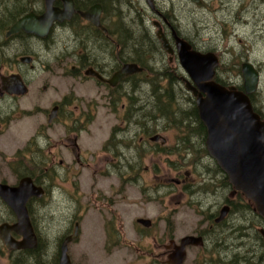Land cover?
I'll use <instances>...</instances> for the list:
<instances>
[{
    "label": "flooded vegetation",
    "instance_id": "af4514ba",
    "mask_svg": "<svg viewBox=\"0 0 264 264\" xmlns=\"http://www.w3.org/2000/svg\"><path fill=\"white\" fill-rule=\"evenodd\" d=\"M155 1L152 0L154 8L150 9L158 18L152 21L153 27L154 22L161 25L173 49L170 60L168 56V63L176 65L173 70H181L171 36L172 29L169 27L174 25L164 19L167 17L166 13L158 9ZM96 5H99V18L98 23H93L85 19L82 13ZM50 6L54 13L70 10L71 15L69 18L52 19L46 29L35 33L29 30L31 26L28 24L25 25L26 28L17 29V23L30 14L34 17L45 15L46 0H0V182L16 186L20 179L29 177L36 186L43 189L41 197L32 196L26 202L32 225L35 224L32 208H35L47 195L51 197L54 194L52 189L50 191L51 184L66 177L65 167L70 169L72 162H67L65 155L72 158L79 166L90 163L85 162L86 157L79 146L80 134L86 131L84 127H76L77 123L73 121L71 130L57 134L49 133V128L61 122L63 115H71L75 110L74 114H78V117H87L92 122L93 116L104 109L111 115L123 116L121 124L111 126L101 149L124 148L127 150V164L135 157L141 158L139 148L144 150L145 143L153 145L149 148L151 153L161 145L162 138L166 144V138L156 133L161 126L159 123L155 127V133L149 135L135 118L143 111V101H140L144 93L143 84L150 83V77L144 74V67L147 65L151 68V66L140 61L155 62L156 58L147 57L141 51L136 55H128V51L131 52L130 48L133 53L139 47L128 46L126 42L127 37H132L131 31L122 23V16L127 14L123 11L114 12L111 0H52ZM173 30L178 37L184 38L175 26ZM152 35L153 38L149 43H156V47L161 48L155 32ZM186 41L193 49L205 52L196 48L187 39ZM140 43L144 44L142 38ZM163 54L167 53L163 51ZM216 55L218 56L217 53ZM129 63H135L142 70L133 72L113 84V75L123 65ZM217 77L215 70L214 81H217ZM52 78H67L78 82L79 85H88L95 94L85 97L77 94L73 89L66 92L63 89H54ZM179 78L184 82L186 91L195 102L192 92L186 88L185 81L189 79L187 74ZM52 90H55L56 95H61L55 100L51 98L45 101L44 96ZM33 96L34 100L25 102ZM252 96L250 95V100L253 104ZM73 102L79 105L74 104L73 109H70L69 106ZM17 116H43L46 125L34 127L26 140L21 143V140L18 141L19 133L10 130L13 119ZM155 134H159L161 138L151 141V137ZM2 137H8L11 140L10 144L15 145L9 157L5 155V149L8 147L7 144L2 143ZM91 158L94 159V156L91 155ZM206 165L207 161L204 158V185L208 184L209 179ZM179 170L182 168L177 171ZM107 171L108 168L105 172ZM126 171L128 172V169ZM177 175L174 180L177 184H181L184 177L180 173ZM10 180L13 182L8 183L7 181ZM216 184L218 186L213 190L204 189V205L210 207V202L213 201L215 203L213 209L204 208V224H194L188 234L179 237L175 232L162 233L159 224H153L152 219L147 218L150 224L137 221L144 217L135 218L132 231L123 224L117 227L112 221H105L104 250L111 254L121 246L120 249L126 250L127 254V258H123L124 264H169L168 258L175 251L173 245H179L184 236L191 235L200 237L202 244L187 245L182 264H217V260L218 264H264V218L258 214L251 201L233 189L224 173H217ZM222 185L227 188L224 189ZM210 198L213 200L210 201ZM0 205L6 211L5 216L0 215V220L10 224L16 222L14 212L1 197ZM224 206L229 210L223 219L218 220L220 210ZM234 224L244 225L247 228L242 234L236 230ZM76 225L78 229V224H74V227ZM34 231L38 237L35 227ZM12 235L17 239L20 238L13 232ZM78 235L77 232V237L72 242L78 238ZM226 240H230L233 244L229 245ZM212 248L219 252L217 260L209 258V251ZM229 248L234 252H228ZM59 256L60 253L54 254V264H58ZM246 258L250 263H246Z\"/></svg>",
    "mask_w": 264,
    "mask_h": 264
},
{
    "label": "rangeland",
    "instance_id": "374dc122",
    "mask_svg": "<svg viewBox=\"0 0 264 264\" xmlns=\"http://www.w3.org/2000/svg\"><path fill=\"white\" fill-rule=\"evenodd\" d=\"M156 1L158 9L169 15V21L175 24L181 36L196 48L218 54L220 62L216 71L226 85L242 86L240 71L242 62L248 61L256 67L260 79L257 90L252 94L253 104L264 115V0H200V3L191 0ZM117 2L111 0L113 11H123L127 14L122 16V23L131 31L130 35H133L127 37L126 42L128 46L139 47L133 53L130 48L131 52L128 51V55H136L141 51L147 57L156 58L155 62L152 60L146 62L151 68L146 65L149 70L144 74L150 77V83L143 84L144 93L140 97V101H143V111L135 118L149 135L155 133L158 123L161 125L156 133L166 138V144L162 145L165 152H161L159 145L154 153H151L149 148L153 145L145 143L144 150L139 148L141 158L135 157L127 164V150L124 148L112 147L111 150H102L101 145L109 135L111 126L121 124L123 117L111 115L104 109L93 116L92 122L87 117L83 118L81 115L78 117L74 110L71 115H63L61 122L53 124L49 128L50 134L71 130L73 121L77 123L76 127L85 128L86 131L80 134L79 146L86 157L85 162L90 163L79 166L65 155L67 162H72L70 169L65 167L66 177L54 181L50 188L54 194L51 197L47 195L32 208L35 221L33 226L37 229L41 241L48 242L50 262L59 248L58 239L73 233L74 224H78L79 235L68 245L72 264H124L127 254L126 250L120 249L121 246L111 254L104 250L105 221H112L117 227L123 224L132 231L135 218L144 217L152 219L153 224H159L162 233L175 232L179 237L188 234L194 224H204V208L207 207L204 205V189L217 188V173H223L216 162L208 156L200 137L194 134L197 133L194 130L195 123L188 119L191 116L194 99L186 91L184 82L180 81L179 77L186 75L184 70L182 68L173 70L176 65L168 63V54H163L160 46L156 47V43H149L156 30L152 21L158 18L145 0ZM141 38L144 44L140 43ZM220 66H226L227 69L222 70ZM160 72L164 76L160 75ZM51 81L54 89H63L65 92L73 89L85 97L95 94L90 86L79 85L71 79L52 78ZM154 83L157 84L156 88L153 87ZM167 83H172L170 95L174 99V104L170 109L171 113L166 115L159 109L151 107L155 105L152 98L156 95L152 90L159 89L160 84ZM60 95H56L55 90H52L44 96V100L51 98L55 100ZM30 100H34V96L25 102L28 103ZM74 104L79 105L73 102L69 106L70 109H73ZM145 108L154 115V120L143 118ZM11 125L10 130L18 132V141L21 140L23 143L34 127L46 124L43 116H17ZM1 141L7 144L5 155L9 157L15 145L10 144L11 140L8 137H2ZM204 158L209 174L206 185ZM181 168L182 170L177 171ZM178 173L184 177L181 184L174 180ZM222 187L227 188L225 185ZM211 200L213 198H210ZM214 204L211 201V206L207 208L212 210ZM0 215H6L1 205ZM2 222L4 221L0 220V224ZM234 225L241 227L236 230L242 234L247 228L240 224ZM226 241L229 245L233 244L230 240ZM0 248L2 249L0 264H10L7 249L1 240ZM228 252L233 253L234 250L229 248ZM218 253L212 248L209 251V258L217 260Z\"/></svg>",
    "mask_w": 264,
    "mask_h": 264
},
{
    "label": "water",
    "instance_id": "95a60500",
    "mask_svg": "<svg viewBox=\"0 0 264 264\" xmlns=\"http://www.w3.org/2000/svg\"><path fill=\"white\" fill-rule=\"evenodd\" d=\"M145 1L150 9L154 8L152 0ZM191 1L200 2V0ZM46 3L45 15L40 17L27 15L17 23V29L26 28L25 25L28 24L31 26L29 30L39 33L47 28L52 19L70 17V10L57 14L51 11L52 0H46ZM99 11V5H96L82 13V16L93 23H98ZM154 27L156 38L160 41L162 49L168 53L170 60L173 49L169 40L158 22H154ZM169 27L172 29L171 36L179 65L189 78L185 81L186 88L195 97L198 117L206 129L205 149L209 157L215 160L225 173L233 189L249 199L258 214L264 218V119L253 110L249 98L258 87L259 72L250 62H243L241 64L243 90L233 85L224 86L214 81L215 69L219 63L217 55L214 52L202 53L193 49L189 42L176 35L172 26ZM141 70L142 68L135 63L125 64L113 75V84ZM159 138L161 136L155 134L151 137V141H157ZM161 144H165L164 138L161 139ZM42 195L43 189L36 186L29 177L20 179L16 186L0 182V197L16 216V222L0 224V239L7 250L36 248L37 237L30 222L26 202L32 196ZM228 210L227 206L222 207L218 220L223 219ZM137 221L150 224L149 219ZM12 232L19 235L20 239H16ZM77 232L76 225L73 233L62 240L58 264H71L68 245L77 237ZM171 243L173 244L172 241ZM201 244L200 237L184 236L179 245H173L175 251L167 262L182 264L186 256L185 247Z\"/></svg>",
    "mask_w": 264,
    "mask_h": 264
},
{
    "label": "trees",
    "instance_id": "16d2710c",
    "mask_svg": "<svg viewBox=\"0 0 264 264\" xmlns=\"http://www.w3.org/2000/svg\"><path fill=\"white\" fill-rule=\"evenodd\" d=\"M115 1V0H114ZM117 2V0H116ZM119 3V2H117ZM167 16L166 18L169 17V15H165ZM138 27V26H137ZM133 36V35H132ZM140 39V38H139ZM136 45H133V47L135 48ZM146 60H141L140 63L144 64L146 63ZM219 68H222V70L227 69L226 66H220ZM145 73L149 70V68L147 66L144 67ZM167 71V70H166ZM160 75L164 76V74L162 72H160ZM170 78H172L171 74H170ZM217 82L221 83V84H225V81L223 79H220V76L218 75V77L216 78ZM157 84H153V87L156 88ZM171 87H172V83H167V85L165 84H160L159 89H153L152 92L154 95L152 98L153 102H154V106H152L151 108L154 107V109H159L160 111H162L164 114H170V109L172 108L173 104H174V99L171 98L170 92H171ZM238 88H242V86H239ZM253 99V98H252ZM254 106V104H253ZM254 110L256 112H258L262 118H264V115L254 106ZM144 111H146L143 114V118L145 120H154V115H151V112L149 110H147V108L144 109ZM170 116V115H168ZM190 120V122L195 123L196 127L194 128V130L197 134L201 141L204 143L205 141V137H206V130L205 127H203V124L200 122V120L198 119L197 116V112H196V108L193 106L192 111H191V116L188 118ZM183 120V119H182ZM185 133L187 134V132L185 131ZM165 148L163 146L160 147L161 152H165L164 150ZM237 229H241L240 226H236ZM243 229V228H242ZM62 240V237L58 239L57 242V246L60 244ZM227 245V243H226ZM0 251H2V249L0 248ZM9 259H10V264H54L55 261L50 262V255L48 252V242H43L41 241V237L40 235L37 237V246L34 249H21V250H7ZM55 253H59V248L57 250V252ZM247 261L246 263H250L248 260V258H246Z\"/></svg>",
    "mask_w": 264,
    "mask_h": 264
},
{
    "label": "bare ground",
    "instance_id": "6f19581e",
    "mask_svg": "<svg viewBox=\"0 0 264 264\" xmlns=\"http://www.w3.org/2000/svg\"><path fill=\"white\" fill-rule=\"evenodd\" d=\"M171 23V22H170ZM175 25V24H174ZM174 27V26H173ZM177 28V27H176Z\"/></svg>",
    "mask_w": 264,
    "mask_h": 264
}]
</instances>
